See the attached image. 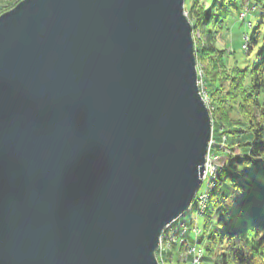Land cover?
<instances>
[{
  "label": "water",
  "instance_id": "obj_1",
  "mask_svg": "<svg viewBox=\"0 0 264 264\" xmlns=\"http://www.w3.org/2000/svg\"><path fill=\"white\" fill-rule=\"evenodd\" d=\"M185 4L0 15V264H160L213 134Z\"/></svg>",
  "mask_w": 264,
  "mask_h": 264
},
{
  "label": "trees",
  "instance_id": "obj_2",
  "mask_svg": "<svg viewBox=\"0 0 264 264\" xmlns=\"http://www.w3.org/2000/svg\"><path fill=\"white\" fill-rule=\"evenodd\" d=\"M20 1L11 0L8 8ZM235 1L215 0L208 5L191 0L190 7H186L193 28L202 34L195 48L211 100L213 137L228 148V152L216 151L227 154L228 159L220 172L218 188L211 194L200 243L204 246L203 259L215 255L218 264H264V36L251 68H229L226 58L216 55L223 50L217 48L218 32L212 28L225 22L236 7ZM259 42L256 29L250 49ZM235 109L240 120L232 117ZM237 149L240 155L235 153ZM227 185L238 191L231 209L226 206ZM215 214L217 219L212 222ZM219 243L221 249L216 253ZM171 254L175 256V251Z\"/></svg>",
  "mask_w": 264,
  "mask_h": 264
},
{
  "label": "rangeland",
  "instance_id": "obj_3",
  "mask_svg": "<svg viewBox=\"0 0 264 264\" xmlns=\"http://www.w3.org/2000/svg\"><path fill=\"white\" fill-rule=\"evenodd\" d=\"M10 1L11 0H0V15L12 9L18 4L17 3L15 6L9 9L8 7L10 6ZM214 1L215 0H202L203 3H208V5L212 4V2ZM235 3H236V7L231 10L225 22L218 24L216 27L212 25V28L216 29L218 32V34L216 35L217 36L216 46L218 49L223 50V53L217 52L216 55H219V56L223 55V57L226 58L228 62L227 66L229 68H232L234 66H238L241 69H245L247 67L251 68L257 60V53L262 43V38L264 36V0H236ZM190 5H191V0H187L185 7H190ZM185 13H188L186 11V8H185ZM256 29H259L260 42L257 46H253L251 50L250 49L251 48L250 39H251L253 32ZM193 37H194L195 44H196V42L199 41L200 38L202 37L201 31L199 29L196 30L193 28ZM198 65L199 64L197 62V66ZM200 66L203 71V64L200 63ZM223 86L225 87V85ZM232 117L235 120H240L241 118L239 113H237L236 109L233 111ZM239 151L240 150L237 149L235 153H238ZM238 154L240 155V153ZM223 155H224L225 162L223 161V163H219L222 165L220 166V168L222 169L224 168V165L228 159L227 154H223ZM242 168L243 167H240V169ZM225 187L226 188L224 189V191L227 194L226 195L227 197L226 206L231 209L235 206L236 199L238 198V191L232 185H227ZM217 188H218V184H217L216 189ZM205 189H206V183H203L201 187L199 188V191H198L199 193H197L195 199L200 197L201 193L204 192ZM190 215H193L192 212H190ZM204 216H201L198 220V224L201 229H205L204 226H205L206 221H205ZM215 217L212 222L216 221L217 219L216 214H215ZM194 223L196 222L194 221ZM172 242L173 240L170 241L168 244H172ZM198 244L200 248L204 247L203 244L200 243V241ZM186 249H187V243H186V248L184 246L180 250L174 249V250H169V251L164 252V256H162L161 259H160V256L158 255V260L160 262L161 260L164 259L165 260L163 262L164 264H193L192 263L193 258L189 256ZM220 249H221V244L219 243L216 247V253ZM174 251H175V256L171 254V252L173 253ZM204 256H205V253H204ZM200 264H218V263L216 261L215 255H212L210 257H207L206 255V257L202 259Z\"/></svg>",
  "mask_w": 264,
  "mask_h": 264
},
{
  "label": "built area",
  "instance_id": "obj_4",
  "mask_svg": "<svg viewBox=\"0 0 264 264\" xmlns=\"http://www.w3.org/2000/svg\"><path fill=\"white\" fill-rule=\"evenodd\" d=\"M188 16V13H186ZM193 25V24H192ZM198 75H199V85L201 89L202 96L209 108L211 109V100L207 93L204 80H203V71L201 66L198 65ZM214 129V123H213ZM226 139V137H224ZM217 149L222 150L223 152H228V148L226 144L218 143L212 134V138L210 140L207 156H206V164H205V172L202 178V183H206V189L201 193V196L195 199L194 203L190 206V208L183 213L178 219L173 221L170 225H168L162 232L160 237L159 247L157 249V258L158 255L160 259L164 256V252L169 250L182 249L184 246L186 248L187 243V253L189 256L193 258V264H200L204 257L203 248L199 247L200 237L203 235L204 230L199 227L198 220L201 216H204L209 205L210 195L216 189L219 175L222 166L219 163H223L224 155L220 153H216ZM225 162V161H224ZM192 212L193 215H190ZM194 221L196 223H194ZM172 232V233H171ZM172 244H168L172 241ZM172 253V252H171ZM165 260H161V264H164Z\"/></svg>",
  "mask_w": 264,
  "mask_h": 264
},
{
  "label": "bare ground",
  "instance_id": "obj_5",
  "mask_svg": "<svg viewBox=\"0 0 264 264\" xmlns=\"http://www.w3.org/2000/svg\"><path fill=\"white\" fill-rule=\"evenodd\" d=\"M203 184V183H202ZM199 193V192H198ZM199 195V194H198ZM210 198H211V195H210ZM209 202H210V200H209ZM185 213V212H184ZM206 234V233H205Z\"/></svg>",
  "mask_w": 264,
  "mask_h": 264
}]
</instances>
